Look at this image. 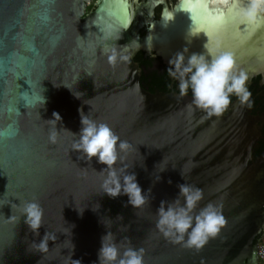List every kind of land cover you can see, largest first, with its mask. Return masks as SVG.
I'll list each match as a JSON object with an SVG mask.
<instances>
[{"label": "water", "instance_id": "water-1", "mask_svg": "<svg viewBox=\"0 0 264 264\" xmlns=\"http://www.w3.org/2000/svg\"><path fill=\"white\" fill-rule=\"evenodd\" d=\"M92 1L0 0V264H99L107 232L121 251L124 237L143 248L144 264H260L264 154L256 158L254 148L264 138L262 118L237 98L216 116L190 93L151 91L136 57L143 52L169 64L187 48V62L219 41L248 74L251 92L253 78H264V15L240 24L235 0H96L88 11ZM220 15L221 25L211 23ZM112 48L128 59L110 64ZM81 110L130 145L116 167L134 172L145 195L151 189L150 203L135 209L126 195L103 194L106 166L73 147ZM54 112L61 117L55 124ZM183 183L203 192L194 215L211 203L226 221L200 249L156 227L160 202L173 201ZM31 201L44 212L38 237L22 217ZM45 232L56 239L42 253L33 241Z\"/></svg>", "mask_w": 264, "mask_h": 264}, {"label": "clouds", "instance_id": "clouds-1", "mask_svg": "<svg viewBox=\"0 0 264 264\" xmlns=\"http://www.w3.org/2000/svg\"><path fill=\"white\" fill-rule=\"evenodd\" d=\"M221 2L227 5L229 0H221ZM235 3L239 6V22L242 25H255L264 15V0H247L245 5H240V0H235ZM211 23L217 26L221 25L223 16L211 17ZM204 49L203 53H192L187 58V62H185L187 48L177 52L169 60L170 67L167 69V73L179 81L180 95H187L191 88L192 103L205 110L209 115H222L231 104L230 97L233 95L241 105L251 107L252 93L247 87L249 76L238 68L233 53L221 50L219 41L215 43L214 47L210 46L209 42L205 43ZM118 59L127 60L128 57L112 48L108 55L109 63L115 65ZM44 103L45 99L43 98ZM53 117V120H49L53 124L56 121H61L58 113L54 112ZM80 117L82 127L78 134L79 139L73 144V147L81 153L82 157L86 158L87 162L91 163L93 158H96L97 163L106 166L101 170V173L105 171L107 173L101 185L103 194H107L110 198L126 195L128 204L135 209L150 203L151 189L145 195L134 172L129 173L126 170V165L119 169L116 167L117 162L123 160L121 153L126 152L130 145L126 141H122L108 124L98 123L89 115L84 114L82 110ZM57 136V129L53 127L50 132V141L56 143ZM178 188L179 193L173 201L160 202L156 227L165 238H170L177 243L184 242L185 246L189 248L200 249L208 242L209 238L215 237L220 232L226 223L225 218L211 203L194 215V209L203 199L202 190L186 183L179 184ZM181 197L184 198L183 206H181ZM96 210L93 208V211ZM83 211L79 210L81 214ZM43 215V208L39 203L31 201L23 204L24 223L37 237L43 226ZM118 217L123 219L122 216ZM185 237H187L186 241ZM55 239L54 235L45 232L39 243L33 241V245L39 252L46 253L49 240ZM123 239L127 241L128 246L121 251L122 245L116 242L113 233L107 232L102 236L101 247L98 251L99 264H144V249L132 247L128 237ZM72 249H74L73 244ZM71 264H81V261L71 258Z\"/></svg>", "mask_w": 264, "mask_h": 264}, {"label": "flooded vegetation", "instance_id": "flooded-vegetation-1", "mask_svg": "<svg viewBox=\"0 0 264 264\" xmlns=\"http://www.w3.org/2000/svg\"><path fill=\"white\" fill-rule=\"evenodd\" d=\"M168 2L170 6H173L172 0H168ZM94 3L95 2H91V4L88 5V11L94 8ZM162 8V5H159L155 8V13L157 17L160 16ZM142 33H144V31H142ZM153 58L155 59L153 69H157L160 74H164L165 71H167V69L170 67V65L165 63L159 57ZM169 89L170 91H179V81L177 79L172 78L171 76ZM250 90L252 93L250 113L254 116H259L262 118V120L259 121V124L262 126V133L264 135V78L261 75H257L253 78L252 83L250 84ZM188 91L192 92L190 88ZM262 154H264V138L260 139L256 147L254 148V156L256 158Z\"/></svg>", "mask_w": 264, "mask_h": 264}, {"label": "trees", "instance_id": "trees-1", "mask_svg": "<svg viewBox=\"0 0 264 264\" xmlns=\"http://www.w3.org/2000/svg\"><path fill=\"white\" fill-rule=\"evenodd\" d=\"M136 60H138L143 68V74L141 77V83L142 85L151 90V91H170L169 89V83H170V76L168 75L167 71H165L164 74H160L157 69L151 70V68L154 65V58L150 56H145L143 52H140ZM191 90V88H190ZM188 93H192L188 91ZM231 101L236 99V97L233 95L230 97Z\"/></svg>", "mask_w": 264, "mask_h": 264}, {"label": "built area", "instance_id": "built-area-1", "mask_svg": "<svg viewBox=\"0 0 264 264\" xmlns=\"http://www.w3.org/2000/svg\"><path fill=\"white\" fill-rule=\"evenodd\" d=\"M259 260L264 263V237L259 242Z\"/></svg>", "mask_w": 264, "mask_h": 264}, {"label": "rangeland", "instance_id": "rangeland-1", "mask_svg": "<svg viewBox=\"0 0 264 264\" xmlns=\"http://www.w3.org/2000/svg\"><path fill=\"white\" fill-rule=\"evenodd\" d=\"M96 0H93L92 2H95ZM261 264H264L263 262Z\"/></svg>", "mask_w": 264, "mask_h": 264}]
</instances>
